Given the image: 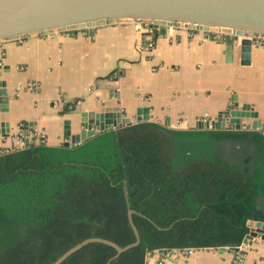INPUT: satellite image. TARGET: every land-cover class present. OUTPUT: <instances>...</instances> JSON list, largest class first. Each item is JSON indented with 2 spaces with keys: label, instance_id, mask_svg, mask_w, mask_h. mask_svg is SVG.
Returning a JSON list of instances; mask_svg holds the SVG:
<instances>
[{
  "label": "trees",
  "instance_id": "1",
  "mask_svg": "<svg viewBox=\"0 0 264 264\" xmlns=\"http://www.w3.org/2000/svg\"><path fill=\"white\" fill-rule=\"evenodd\" d=\"M26 128V126H25ZM146 264L159 249L238 247L264 223V133L143 122L75 147L0 149V264Z\"/></svg>",
  "mask_w": 264,
  "mask_h": 264
},
{
  "label": "crops",
  "instance_id": "2",
  "mask_svg": "<svg viewBox=\"0 0 264 264\" xmlns=\"http://www.w3.org/2000/svg\"><path fill=\"white\" fill-rule=\"evenodd\" d=\"M139 25L124 21L94 28L92 36L52 31L0 42V149L25 136L20 127L59 146L66 122L70 134L80 132L83 113L118 112L135 122L144 108L148 122L188 130L244 104L257 113L264 133L260 37L244 52L242 38L233 40L228 58L221 36L176 27L144 34ZM146 264H264V240L251 236L234 253L152 252Z\"/></svg>",
  "mask_w": 264,
  "mask_h": 264
},
{
  "label": "water",
  "instance_id": "3",
  "mask_svg": "<svg viewBox=\"0 0 264 264\" xmlns=\"http://www.w3.org/2000/svg\"><path fill=\"white\" fill-rule=\"evenodd\" d=\"M124 21L149 22L156 27L155 33L164 35L168 27L200 32L224 38L226 55L232 54L233 40L242 38V51H247L252 38L264 37V0H0V42L21 39L29 35L47 36L52 31L72 32L83 30L92 36L94 28L113 26ZM150 34L147 29H140ZM147 109L138 110L135 124L148 122ZM81 130L70 134L68 122L63 133V147H75L104 131L113 130L132 122L120 113H83L80 116ZM250 120L248 125L243 120ZM185 130L183 126H167ZM263 130L257 113L244 104H233L215 121H203L197 130L229 129ZM21 145L18 148H24ZM17 149L14 145L9 150ZM132 210L127 211L128 224L134 242L120 247L102 238H87L61 254L52 264H61L69 256L88 244H102L115 251V257L137 246L139 236L132 222ZM253 226V227H251ZM248 233L242 240L258 236L264 240V223L247 222ZM220 253H234L238 247H220ZM166 249L154 253L167 254Z\"/></svg>",
  "mask_w": 264,
  "mask_h": 264
},
{
  "label": "rangeland",
  "instance_id": "4",
  "mask_svg": "<svg viewBox=\"0 0 264 264\" xmlns=\"http://www.w3.org/2000/svg\"><path fill=\"white\" fill-rule=\"evenodd\" d=\"M132 124H135V122L133 120H132ZM26 130L28 131V127L27 128H25V127H22L21 128L20 127L21 134H23L25 136H21L20 135V137L14 143V147H16L17 149H19L18 148L19 147L18 145H19V142H20L19 139H22V138H23L22 145H26V144L30 143L31 141H35V142L41 141V142H44V140L41 137H39V136H34L33 137V136H31V133L30 132L28 133Z\"/></svg>",
  "mask_w": 264,
  "mask_h": 264
},
{
  "label": "built area",
  "instance_id": "5",
  "mask_svg": "<svg viewBox=\"0 0 264 264\" xmlns=\"http://www.w3.org/2000/svg\"><path fill=\"white\" fill-rule=\"evenodd\" d=\"M139 26H141L140 28L142 29H147V30H149L150 32L151 31H154V30H156V27L155 26H153V25H151V23H149V22H139ZM260 39H261V41H263L264 42V37H260ZM16 40H20V39H16ZM22 140H23V138L22 139H19V145L18 146H21L22 145Z\"/></svg>",
  "mask_w": 264,
  "mask_h": 264
}]
</instances>
